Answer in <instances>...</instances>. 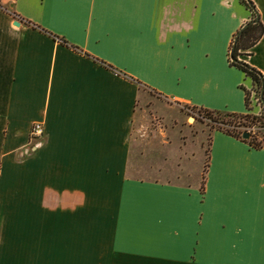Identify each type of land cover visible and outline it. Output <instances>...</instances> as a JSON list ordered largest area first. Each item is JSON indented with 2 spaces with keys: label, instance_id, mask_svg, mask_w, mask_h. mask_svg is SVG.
I'll return each instance as SVG.
<instances>
[{
  "label": "crops",
  "instance_id": "1",
  "mask_svg": "<svg viewBox=\"0 0 264 264\" xmlns=\"http://www.w3.org/2000/svg\"><path fill=\"white\" fill-rule=\"evenodd\" d=\"M251 1L263 31L239 57L264 77V0ZM0 5V264H264V143L211 129L202 183L158 158L155 178L129 171L142 87L246 111L250 80L227 61L249 17L239 0Z\"/></svg>",
  "mask_w": 264,
  "mask_h": 264
},
{
  "label": "rangeland",
  "instance_id": "2",
  "mask_svg": "<svg viewBox=\"0 0 264 264\" xmlns=\"http://www.w3.org/2000/svg\"><path fill=\"white\" fill-rule=\"evenodd\" d=\"M259 52L256 57L261 56ZM142 91L135 103L129 132L130 173L155 178V158H158L159 164L164 159L167 160L165 163L170 162L168 166L185 164L188 169H192L191 172H186L189 174L187 176L182 173L184 169L182 172L178 171L177 166V173L174 169L169 171V175L180 176L188 181L191 180V174L194 178L198 176L200 167L201 176L198 179L201 181L212 122L198 114L196 108L161 97L146 87H142ZM257 124L258 121L246 128H250L258 138L264 137L263 126ZM156 170L159 168L156 167Z\"/></svg>",
  "mask_w": 264,
  "mask_h": 264
},
{
  "label": "trees",
  "instance_id": "3",
  "mask_svg": "<svg viewBox=\"0 0 264 264\" xmlns=\"http://www.w3.org/2000/svg\"><path fill=\"white\" fill-rule=\"evenodd\" d=\"M239 1L241 2V4L244 5L245 8L249 10V17L247 20V24L242 26L240 32H237L236 30L235 33H233L228 47L227 61L229 65H233L240 69L244 73V75L247 76L250 80L249 88L243 89V103L246 111L229 112L215 109H207L202 107L196 108V111L201 116L209 118V120L212 122V129H220L228 134L243 139L252 147H259L262 143H264V137L258 138L251 132L250 129L248 131V135L245 138L241 137V133L245 130L247 126H250L257 121V125L263 126L264 128V77L259 69L249 64L247 61L243 60L239 56L250 53V48L262 34L263 24L259 18L255 21H251V19L254 18L256 12L254 4L251 0ZM233 39V49L231 53H229V49L231 47ZM261 87L262 91L260 93ZM250 92H252L253 96H255L259 101V108L256 111H253V108L250 105ZM260 98H262V101L260 100ZM200 183H202V180L200 181Z\"/></svg>",
  "mask_w": 264,
  "mask_h": 264
},
{
  "label": "built area",
  "instance_id": "4",
  "mask_svg": "<svg viewBox=\"0 0 264 264\" xmlns=\"http://www.w3.org/2000/svg\"><path fill=\"white\" fill-rule=\"evenodd\" d=\"M2 8V6L0 5ZM249 100H250V105L252 106V110L256 111L259 108V101L255 96H253V93L250 92L249 94ZM250 128H245V130L249 131ZM42 125L41 122L39 121H33L30 123L29 128H28V143H34L38 141L39 137L42 135Z\"/></svg>",
  "mask_w": 264,
  "mask_h": 264
},
{
  "label": "water",
  "instance_id": "5",
  "mask_svg": "<svg viewBox=\"0 0 264 264\" xmlns=\"http://www.w3.org/2000/svg\"><path fill=\"white\" fill-rule=\"evenodd\" d=\"M258 18H259L258 13L255 12L254 18L251 19V21H255V20H257ZM245 24H247V21L244 22V23L239 27V29L237 30V32H240V29H241L242 26H244ZM234 39H235V38H234ZM234 39L232 40L231 47H230V49H229V53H231V51H232V49H233ZM261 91H262V87H261V89H260V93H261ZM260 100L262 101V98H260ZM188 118L192 119V116H189ZM247 135H248V131H247V130H244V131L241 133V137H242V138H245Z\"/></svg>",
  "mask_w": 264,
  "mask_h": 264
}]
</instances>
